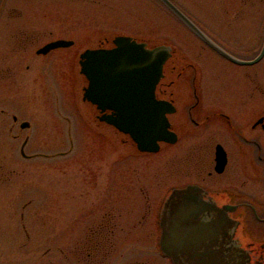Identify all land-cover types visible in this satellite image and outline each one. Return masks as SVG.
Masks as SVG:
<instances>
[{
  "label": "rangeland",
  "instance_id": "1",
  "mask_svg": "<svg viewBox=\"0 0 264 264\" xmlns=\"http://www.w3.org/2000/svg\"><path fill=\"white\" fill-rule=\"evenodd\" d=\"M175 3L223 47L240 56L259 50L264 0ZM118 35L174 47L178 69L186 64L178 59H198L206 85L223 97L231 74L246 75L205 47L158 0H0V264H85L83 240L111 208L121 226L147 218L142 233L157 230L153 210L167 185L162 153H139L83 101L81 54L103 43L112 47ZM57 40L74 43L36 55ZM257 68L264 70V60L255 73ZM190 81L182 83L185 89ZM244 82H236L241 91ZM23 122L30 127L23 129ZM26 140L30 157L21 154ZM140 240L139 247L154 246L156 234ZM127 247L117 242V249Z\"/></svg>",
  "mask_w": 264,
  "mask_h": 264
},
{
  "label": "flooded vegetation",
  "instance_id": "2",
  "mask_svg": "<svg viewBox=\"0 0 264 264\" xmlns=\"http://www.w3.org/2000/svg\"><path fill=\"white\" fill-rule=\"evenodd\" d=\"M170 1L175 3V0ZM175 5L192 18L178 4ZM148 47L152 48L149 45ZM263 47L264 36L259 50L252 53L253 55L240 56L229 48H223L238 59L251 61L259 56ZM101 48H107L106 44H101ZM171 48V57L164 66L163 89L159 91L157 88L156 98L171 105L173 112L168 113L167 117L170 130L176 134L177 140L174 143L161 144L166 190L155 210L151 205H148L150 208H145L149 212L153 210L157 230L152 233L150 230L148 234L142 233L150 221L147 218L137 223L128 222L131 226H121L115 216L116 211L108 209L102 221L95 228H90L83 240L85 247L81 252L85 256L84 262L174 264L159 244L162 232L159 224L162 201L175 188L197 185L217 206L230 205L236 208L231 216L241 222L243 240L246 244H253L252 249L256 254L254 258L259 259L258 264H264V70L257 68L256 73L253 70L262 64L264 58L254 65L244 66L225 59L233 69H244L246 75L231 74L228 77L230 91L223 97V92L218 94L211 90L212 86L206 85L208 76L206 77L205 68L202 71V64L199 65L198 59H178L186 62L183 68L178 69L173 59L179 54L174 47ZM251 49L254 51L253 47ZM170 61H173V65L168 69ZM169 76L174 79L164 82ZM239 78L245 80L244 91L236 83ZM188 80H191L190 89H185L182 83L185 85ZM180 86L183 90L179 89ZM96 113L97 120L108 126L99 119L102 116L100 111L95 109ZM126 226L131 228L127 229ZM138 226L144 228L139 229ZM154 233V246L152 244L148 248L139 247L137 243L140 239L141 242L147 236L153 238ZM122 240L128 243L125 250L117 249V242Z\"/></svg>",
  "mask_w": 264,
  "mask_h": 264
},
{
  "label": "water",
  "instance_id": "3",
  "mask_svg": "<svg viewBox=\"0 0 264 264\" xmlns=\"http://www.w3.org/2000/svg\"><path fill=\"white\" fill-rule=\"evenodd\" d=\"M162 2L183 24L222 57L238 65H254L264 58V47L251 61L238 59L212 40L170 0ZM58 40L37 50L46 55L52 50L73 45ZM112 49H88L80 56L81 74L88 80L83 100L96 106L101 121L128 135L140 153H157L161 142L174 143L167 114L171 105L156 98L172 48L152 49L131 36L118 35ZM111 112V113H108ZM23 129L30 123L21 124ZM25 142L22 148L24 152ZM197 185L173 189L162 201L159 244L174 264H258L253 244H246L242 226L232 218L234 206H217Z\"/></svg>",
  "mask_w": 264,
  "mask_h": 264
}]
</instances>
